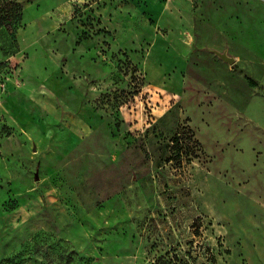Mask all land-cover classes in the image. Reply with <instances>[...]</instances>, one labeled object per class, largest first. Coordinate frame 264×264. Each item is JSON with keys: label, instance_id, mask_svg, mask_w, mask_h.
<instances>
[{"label": "rangeland", "instance_id": "obj_1", "mask_svg": "<svg viewBox=\"0 0 264 264\" xmlns=\"http://www.w3.org/2000/svg\"><path fill=\"white\" fill-rule=\"evenodd\" d=\"M106 2L0 0V264H264V0Z\"/></svg>", "mask_w": 264, "mask_h": 264}, {"label": "crops", "instance_id": "obj_2", "mask_svg": "<svg viewBox=\"0 0 264 264\" xmlns=\"http://www.w3.org/2000/svg\"><path fill=\"white\" fill-rule=\"evenodd\" d=\"M106 1H107L106 5H105L106 7L108 6L109 8H113V9H114V7H116V10L122 9V6L124 4L121 2L116 4V0H106Z\"/></svg>", "mask_w": 264, "mask_h": 264}, {"label": "water", "instance_id": "obj_3", "mask_svg": "<svg viewBox=\"0 0 264 264\" xmlns=\"http://www.w3.org/2000/svg\"><path fill=\"white\" fill-rule=\"evenodd\" d=\"M221 57H222L223 60H226L227 62H232L233 61L232 58H230V57H228V56H226L224 54H221Z\"/></svg>", "mask_w": 264, "mask_h": 264}, {"label": "trees", "instance_id": "obj_4", "mask_svg": "<svg viewBox=\"0 0 264 264\" xmlns=\"http://www.w3.org/2000/svg\"><path fill=\"white\" fill-rule=\"evenodd\" d=\"M1 21V20H0ZM175 141H176V144L179 145L180 142H181V139L180 138H175Z\"/></svg>", "mask_w": 264, "mask_h": 264}]
</instances>
